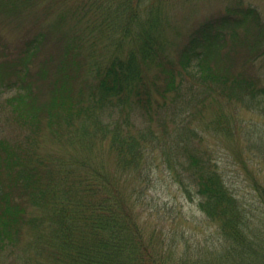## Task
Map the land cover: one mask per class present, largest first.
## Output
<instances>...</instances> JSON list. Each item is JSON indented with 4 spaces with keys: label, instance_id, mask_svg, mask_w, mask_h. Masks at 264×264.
Segmentation results:
<instances>
[{
    "label": "trees",
    "instance_id": "1",
    "mask_svg": "<svg viewBox=\"0 0 264 264\" xmlns=\"http://www.w3.org/2000/svg\"><path fill=\"white\" fill-rule=\"evenodd\" d=\"M8 1L11 6L27 3ZM70 1L47 3L48 12L61 5L57 21H71L69 46L86 49L77 54L73 47L65 48L62 67L83 73V84L68 97L66 110L54 113L63 105L61 97L47 110V124L51 127L54 118L59 122L63 139L58 140L67 155L56 169L45 156L23 165L11 158L8 143L0 141V264H264V179L250 175L251 196L242 198L215 163L203 158L205 153L191 149L188 136L197 138L198 132L188 122L175 125V131L165 123L155 129L152 123L161 110L193 114L200 106L217 105L206 129L232 138L234 113L228 114L225 105L249 112L258 121L236 137L242 139V152L264 162V85L233 67L222 44L233 23L252 20L260 27L256 9L234 1L224 16L200 24L173 55L162 8L166 0ZM43 38L41 33V42ZM27 72L28 67L20 73L24 80ZM14 73L0 63V84L17 91L9 103L16 101L15 111L27 121L23 106L29 105L31 85L16 78L3 81ZM188 78L192 82L185 85ZM185 90L193 97L185 98ZM136 111L148 118V126L135 125ZM164 142L178 159L174 166L193 182L192 190L184 187L188 201L196 203L219 235L217 246H198L193 256L190 245H178L177 234L168 236L162 228L141 223L145 210L137 185L148 152ZM100 154L113 156L110 167L97 162ZM10 218L27 221V233L8 226Z\"/></svg>",
    "mask_w": 264,
    "mask_h": 264
},
{
    "label": "rangeland",
    "instance_id": "2",
    "mask_svg": "<svg viewBox=\"0 0 264 264\" xmlns=\"http://www.w3.org/2000/svg\"><path fill=\"white\" fill-rule=\"evenodd\" d=\"M234 1L237 0H166L162 8H165L167 15L166 35L173 44V55H176V51L200 24L224 16L227 7L232 6L230 4ZM239 1L245 8L250 6L256 9L261 25L257 27L252 20L229 25L224 31L225 40L222 43L224 52L227 51L232 57L230 64L233 67L250 72L264 85V0ZM49 2L50 0H45L41 6V0L30 2L27 0L24 5L19 3L11 6L7 5L10 3L8 0H0V63L6 62L9 71L15 69V73L4 77L3 81L7 79V83L8 79L10 81L18 79L20 84L27 82L31 85V91L28 92L29 105L23 106L27 119L25 121L15 111L16 101L9 103L17 91L11 86L0 84V141L8 143L7 148L11 149V158L19 164L22 162L29 164L31 158L35 157L36 161L45 156L52 160L56 169V164L62 159L65 160L67 153L62 145L63 140H58L63 139L58 120L54 118L51 127L47 124L48 106L54 101H59L61 97L64 99L63 105L59 104L54 113L57 110L63 112L66 110L65 103L68 97L74 95L75 90L83 84V73L74 71L73 73L77 75L76 79L66 66L62 67L66 58L65 48L73 47L77 54L83 53L86 49L74 44L69 46L72 23L66 18L62 22L57 21L62 11L61 5L48 12ZM41 33L44 34L42 42ZM38 37H40L39 42H34ZM29 44L30 51L27 50ZM26 67L29 68V72L24 73L27 76L24 80L20 73ZM188 82H192V79L188 78L185 85ZM183 96L187 99L193 97L187 90ZM224 110L228 114L232 111L234 113V116H230L231 127L236 135L241 128L244 130L249 123L258 121V118L251 113L234 112L228 105H225ZM216 112L217 105L211 104L200 106L193 114L175 112L173 109L166 112L161 110L160 117H154L152 123L155 129L160 128L157 125L161 126V123H165L169 130L175 131V125L183 122L186 126L188 122L189 126L198 132L197 138L188 136L187 141L192 146L191 149L196 150L198 154L205 153L203 158L215 163L226 184L234 193L242 198L250 197L249 179L251 176L258 180L264 179V162L259 163L253 160L252 155L242 152L244 144L240 135L232 138L223 137L216 134L212 127L206 129V125L215 117ZM189 115L190 118L186 119ZM132 117L138 128L149 125L146 123L150 121L140 111L134 112ZM164 144L161 145L163 149L168 147L165 142ZM159 147L148 152L145 158L147 168L142 176V182L137 185L143 193L142 203L145 210L141 215V223L144 227L162 228L163 233H167L168 236L177 234L178 245L182 246L184 243L190 245L191 256L198 246L213 244L217 246L219 235L216 227L205 220L198 211L196 203H190L184 192V187L192 190L190 184L193 182H189L188 173L178 169V165L174 166L178 159L169 152L170 148L165 150L169 156L166 157L163 149ZM35 148H37L36 152L33 151ZM5 151V157L9 158V153L3 150ZM15 161L11 163L15 165ZM97 162L108 168L113 163V156L100 154ZM243 163L246 166L244 169L241 167ZM18 168L23 169V166L20 165ZM247 171L250 174H247ZM254 215L259 217L260 211H256ZM7 225L15 231L28 229L27 221L22 219L10 218Z\"/></svg>",
    "mask_w": 264,
    "mask_h": 264
}]
</instances>
